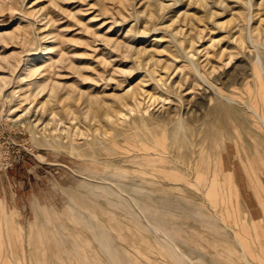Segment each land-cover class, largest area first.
Returning a JSON list of instances; mask_svg holds the SVG:
<instances>
[{"label":"rangeland","instance_id":"obj_1","mask_svg":"<svg viewBox=\"0 0 264 264\" xmlns=\"http://www.w3.org/2000/svg\"><path fill=\"white\" fill-rule=\"evenodd\" d=\"M263 83L264 0H0V264H264Z\"/></svg>","mask_w":264,"mask_h":264},{"label":"bare ground","instance_id":"obj_2","mask_svg":"<svg viewBox=\"0 0 264 264\" xmlns=\"http://www.w3.org/2000/svg\"><path fill=\"white\" fill-rule=\"evenodd\" d=\"M259 59V58H258ZM258 64H260V62L258 63H256V66L258 67V70H261V68H260V66H258ZM32 70V66H30V67H28L27 68V70L26 71H31ZM263 70V69H262ZM256 77V76H255ZM261 79V78H260ZM207 83V82H206ZM264 84V83H263ZM41 87V86H40ZM262 88H261V91H260V93L262 94L263 92V85L261 86ZM46 88V87H45ZM251 88V87H250ZM41 89V88H40ZM42 89H44V86L42 87ZM45 90V89H44ZM43 90V91H44ZM0 91H2V90H0ZM0 97H1V92H0ZM246 107V106H245ZM259 108V107H258ZM247 109V108H246ZM248 111L253 115V116H255L258 120H259V123L262 125V126H264V113H260L259 111H258V109H257V106H255V105H250V106H248ZM35 135L33 134V141H35ZM148 177V176H147ZM177 181H178V179L177 180H175V182L177 183ZM227 181V180H226ZM212 182H213V180H212ZM192 183V182H191ZM199 181H198V185H191L190 183H188L187 185L188 186H191V187H199V188H202V189H209V190H212V191H214V190H217L218 189V185L216 184V183H212L210 186H206V185H199ZM220 187H222L221 185H220ZM214 192H216V191H214ZM246 252V251H245ZM246 261L248 262V264H252L249 260H248V258H246Z\"/></svg>","mask_w":264,"mask_h":264}]
</instances>
